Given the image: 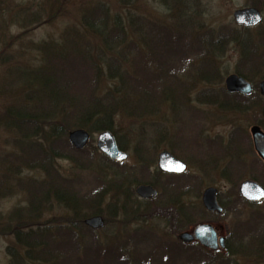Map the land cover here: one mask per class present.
I'll list each match as a JSON object with an SVG mask.
<instances>
[{
    "label": "trees",
    "instance_id": "trees-1",
    "mask_svg": "<svg viewBox=\"0 0 264 264\" xmlns=\"http://www.w3.org/2000/svg\"><path fill=\"white\" fill-rule=\"evenodd\" d=\"M189 2L190 0H164L163 4L172 13V16L164 21L151 20L131 12L123 13L125 12L123 9L113 12L108 4L96 3L81 14L84 32L92 33L101 41L99 46H91V49L94 48L96 51V59L90 56L89 44L81 42L79 46L71 32L70 35H66L69 40L64 45L48 43L47 46H41L39 50L45 55H42L43 65L26 71L12 70L9 82L18 84L23 94V102L20 103L18 100L17 104L12 103L6 106L0 114V122H4L5 125L22 133L24 138H30L32 141L22 145L20 149L23 155L20 158L17 157V160L24 163L27 168L50 172L52 161H55V157L59 155V149L55 144L65 139V133L70 128L84 129L90 134L110 131L114 135V117H117L119 112L132 118H141L157 113L164 105L169 109L173 118L168 128L166 125L157 127L154 134H159L160 138L169 136L170 151L173 156L183 159L182 161H194L204 174L222 164L227 175L232 179H237L248 166L243 161V154L250 152V141L245 138L240 139L239 136L243 134L242 132L239 134L236 127L231 130L225 142L212 138L202 140L200 135L204 131L203 126L198 123L199 120L198 122L192 120V118L197 119L198 115L194 114H200V112L194 104L187 101V97L196 83H208L211 82L210 78L217 77L215 59L219 56L218 51L222 49L221 44L224 48V42L234 41L240 55L234 74L251 83L254 93L250 96H243L228 94L223 87L219 90L208 88L197 91L194 103L199 101L202 105L213 106L220 112L225 111L229 114L253 113L257 115L258 112L260 118H264L263 98L259 96L258 87L253 83L256 73L264 67V36L260 33L255 39L256 36L246 32L238 40L234 38L232 30L227 31L225 28L208 29L203 33H198L187 13ZM57 47L61 48L60 51ZM49 57H51L50 60H48ZM77 64L80 67H77ZM60 65L63 66V70L59 68ZM78 68L86 72V82L82 88H80ZM102 70H104L103 75H101ZM104 80L108 82L105 88L102 85ZM187 82H190V86ZM3 88L7 89L4 84ZM3 88H1L2 91H4ZM95 92L98 94H94ZM260 118L255 119V125L252 126L262 129ZM198 119H200L199 116ZM184 120L192 123L189 135L193 141L191 144L194 147L191 150L194 152L193 155L185 149L186 144L175 137L178 132L179 135L182 134V129L179 127L182 126ZM45 127H51L50 132H44ZM157 140L159 139L156 138ZM116 141L122 150L118 138ZM202 145L207 147L209 153L197 155ZM68 148L71 149V146L69 145ZM151 149L153 150L137 145L135 153L139 159L152 161L155 157V148ZM228 149L235 154L227 153ZM40 156L46 158L45 165L38 160ZM7 158L13 159L15 155ZM254 161L259 162L256 159L248 161L250 167ZM85 165L90 166L89 161ZM161 177L163 176L159 172L156 177H145L153 187L159 186L163 189L161 196L160 193L157 194L155 200L165 196L173 197L175 192H172V189H175L177 184H179L177 189L183 192L192 189L197 193L202 184L200 176L194 177L195 182L193 183L184 181L182 186L181 182L186 175L184 178L183 176H171L166 183H162ZM249 177L258 182L259 178L255 174L251 173ZM53 178L52 181L57 185L56 195L59 198L65 195L72 214L76 218L80 217L76 219L79 225L75 224V218L72 219V217L56 222L55 226L52 223L42 224L38 221L18 222L10 230L14 233L15 240L14 244L12 243L11 247L7 248L9 264H83L85 261L89 264H99L102 261L106 262L103 264H144L147 262L140 260L138 256L135 257L138 254L133 257L134 263H131L128 255L121 259L119 257L120 253L127 249L132 254L136 253L140 243L138 241L143 238L138 235L136 228L131 234L126 235L127 238L123 241V245L116 247L107 242L104 247H101L96 234L94 235L92 230L83 226L82 218L85 219V213L82 215L83 210L91 216L101 215L99 203L108 191L106 187L98 188L90 198H85L74 189V183L60 181L54 176ZM45 182L39 186L37 184L28 186V188L32 187L28 191L35 194L41 188L45 193L43 194L46 195L50 189L47 186V179ZM219 202H221L220 199ZM141 203L145 204L146 211L147 206L150 207L148 215L159 217L166 215L164 220L171 230L182 231L184 226L188 227L200 220L197 217L192 218V214L187 213L185 220H182L181 215L176 224L171 202ZM220 205L224 209L223 213L221 215L211 214L213 217L225 214L224 205L222 203ZM250 205L254 207L257 204ZM38 207H32L31 210L36 213L39 211ZM159 212L163 214L159 215ZM197 215L202 216L206 213L201 211ZM260 216L253 210L247 220L233 224L232 232L235 231L238 235L227 236L224 255L218 256L217 252L211 253L198 245L191 244L182 252L186 254V261L188 262L190 258L191 264H232V262L236 264L232 257L245 253L250 247L254 246L260 252L259 248L264 245V228L253 222ZM81 228H85L89 235L82 237V246L86 244L84 249L76 243L79 235L74 233V230H81ZM240 237L249 238L245 243H238V247L234 249L233 240L241 239ZM117 239L115 236L114 242H117ZM169 244L163 239L158 241L159 247L165 249L164 255L162 254L164 260L158 263L172 264L181 254L182 249L176 250L173 247L177 244H171L172 246ZM174 251H177L178 255L172 254ZM181 256L184 255L181 254Z\"/></svg>",
    "mask_w": 264,
    "mask_h": 264
},
{
    "label": "rangeland",
    "instance_id": "rangeland-1",
    "mask_svg": "<svg viewBox=\"0 0 264 264\" xmlns=\"http://www.w3.org/2000/svg\"><path fill=\"white\" fill-rule=\"evenodd\" d=\"M100 2L108 4L113 12L123 9L125 11L123 13L131 12L143 15L151 20L164 21L168 20L167 17L172 16V13L163 4L164 0H0V114L6 106L18 102V100L20 103L23 102V94L20 92L18 84L9 82V79L11 78L12 70L18 71L17 69H23L26 71L44 64L42 59L44 60L43 56L45 55L39 50L41 46H47L48 43H57L60 46L64 45L69 40L66 35L68 36L72 32L79 46L81 42L89 44L90 56L92 59H96V51L94 48L91 49V46H99L101 41L92 33L84 32L81 14L85 9ZM188 5L189 10L187 13L192 19L193 26L198 33H203L208 29L225 28L227 31L232 30L234 38H238V40L246 32L256 36L255 39H257V35L260 33L264 36V0H190ZM248 7L256 8L260 12L262 19L257 25L243 29L244 27L237 26L234 23L232 14L238 9ZM224 43V48H226L224 49L223 44H221L222 49L218 51L217 54L219 56L215 59L218 70L217 77L210 78L211 82L208 83H196L192 87L193 89L190 90L187 101L194 104L200 112V114H194L198 115L200 119L197 116V119L192 118V120L194 122H198L199 120L200 122L198 123L203 126L204 131L200 135L202 140L212 138L225 142L231 130L236 127L239 134L241 132L243 134V136H239L240 139L245 138L250 141L251 149L250 152L243 154V161L248 166L246 170L244 169L239 174L237 179L229 177L222 164L204 174L198 169L194 161L189 160L187 162L184 160L187 164V169L183 174L177 175L183 176V178L186 175L185 179L181 182V186L182 184L184 185V181L187 180L193 183L195 182L194 177L200 176L202 180L200 190L198 193L192 189L183 192L177 189L179 187V184H177L175 185V189H172V192H175L173 197L165 196L159 200L176 201L171 202L176 224L180 220L181 215L182 220H185L187 213L192 214V218L197 217V219H200L199 221L197 220L198 222L196 221L197 223H192L193 225L188 227L184 226L182 231L171 230L169 224L164 220V216L166 215L163 217L148 215L150 207L147 206L146 211L145 204L138 201L139 198L135 193L138 185L150 184L149 180L145 179V177H156L158 172L156 168L158 153L163 150L171 152L169 136H167L168 138H160L159 134H154L157 127L166 125V128H168L169 122L173 118L169 109L164 107V105L160 107L157 113H152L141 118H132L120 112L117 117H114V136L118 138L122 150L128 154V158L126 161L120 163V166H117V163L111 164L108 162L95 149V139L98 133H91V141L84 150L78 152L73 149L67 139L68 133L74 130L70 128L65 133V139L55 144L59 149V155L55 157V161H52V170L50 172L27 168L24 163L17 160V157L20 158L23 155V151H21L22 145L24 143L29 144L32 141H30V138H24L22 133L5 125L4 122H0V264H9L7 248L11 247V244H14L15 240V235L10 230L18 222L38 221V223L42 224L52 223L55 226L56 222H61L70 217L72 219L75 218V221L76 219H80V217L76 218L72 214L65 195L60 198L56 195L55 190L57 189V185L52 181L54 179L53 176L57 179L59 178L60 181L74 183V189L79 192L80 196L85 198H90L92 193L102 186L106 187V190L108 189L102 202L99 203L101 205L100 216L105 220L104 227L93 231L84 224L83 226L92 230L94 235L96 234L101 247H104L107 242L111 246L114 245L116 247L123 245V241L127 238L126 235L131 234L133 229L136 228L135 230L139 233L138 235L143 236L138 241L140 243L136 253L132 254L127 249L119 255L120 259L128 255L131 263H134L133 257L135 254H138L135 257L138 256L141 258L140 260L147 261L144 264H160L158 263L160 260V262H163L164 256L162 257V254L165 253V249L158 245V241L163 239L167 244L170 243L169 245L177 244V246H173L176 250L182 249L180 253L184 256L179 254L172 264H191V259L189 258L187 262L185 259L186 254L182 253L190 244L180 242L178 237L187 231L191 232L200 223L211 224L220 236H236L238 234L235 231L234 233L232 232L233 224L237 221L247 220L249 214L254 210V212H258L261 216L253 222L264 228V200L253 207V205L248 204L240 198L238 194L239 184L244 180H252L249 177L251 173L259 178V185L264 187V164L254 152L250 135V127L255 125V119L260 118L259 113L257 112V115L253 113L242 115L229 114L225 111L220 112L216 107L202 105V102L199 101H197L199 103H194L197 91L199 92L208 88L214 90H219L220 87L224 88V79L228 75L234 74L238 67L240 55L236 42L228 40ZM77 67L80 66L77 64ZM59 68L63 70V66L60 65ZM77 71L80 76V88H82L86 82V72H82L79 68ZM103 74L104 70L101 72V75ZM263 77L264 67L256 73L253 83L258 87ZM187 83L189 85L190 82ZM3 84L7 88L6 90H4ZM107 84V80L102 82L104 88ZM94 94L97 95L98 92ZM260 120L263 127L262 130L264 131V118L261 117ZM181 125L179 128L182 129V134L179 135L178 132L175 137L177 140L185 143V149L193 155L194 152L191 151L194 149L191 145L193 141L189 135L192 123L184 120ZM50 130L51 127H45L43 131L48 133ZM156 138L159 140L156 141ZM68 144L71 146V149L68 148ZM137 145H141L151 151L153 150L151 148L154 147V159L152 161L150 159H139L137 153H135ZM198 151L197 155L209 153L205 145H202ZM226 152L231 155L235 154L230 149ZM13 154L15 158H7ZM253 159L259 162L254 161L252 167H250L248 161L251 162ZM38 160L41 164L45 165V157L40 156ZM87 161H89L90 166L85 165ZM162 176L160 178L162 183H166L171 177L169 175ZM46 179L48 184L46 185L50 189L49 193L44 195L45 193L41 188L35 194L28 191L32 188H28V186H32V184L39 186V184L46 183ZM119 183L121 184L119 185ZM62 184L64 183L62 182ZM207 187L217 189L218 200L220 199V203L225 208L224 215L213 217L211 213L204 210L201 203V195ZM154 188L161 196L163 189L159 186ZM37 206H39V211L35 213L31 208ZM201 211H204L206 215H197ZM84 213V218L91 216L83 210L82 215ZM162 214V212H159V215ZM83 220L82 218V223ZM211 220L213 221L211 222ZM75 224L79 225V222L76 221ZM76 227L78 228V226ZM85 228L74 230V233L79 235L76 243L81 246L83 243L82 237L89 236ZM115 236L118 238L117 242H114ZM248 238H235L233 240L234 249L238 247V243L247 242ZM85 245L82 246V249H84ZM259 249L260 252L258 248L252 246L245 253L233 256L232 260L236 264H264V245ZM175 253L177 254V251L172 252V254ZM217 253H219L218 256L224 255V251ZM257 253L258 255H256ZM103 263L106 262H99V264ZM83 264H89V262L85 261Z\"/></svg>",
    "mask_w": 264,
    "mask_h": 264
},
{
    "label": "water",
    "instance_id": "water-1",
    "mask_svg": "<svg viewBox=\"0 0 264 264\" xmlns=\"http://www.w3.org/2000/svg\"><path fill=\"white\" fill-rule=\"evenodd\" d=\"M232 17L238 26L251 27L261 21L260 12L252 7L238 9L232 14ZM224 87L228 93H241L249 96L253 92L251 84L235 74H230L225 78ZM258 90L260 96L264 97V77L258 85ZM250 134L254 151L264 163V132L254 126L250 129ZM67 138L74 149L82 150L89 141V134L83 129H77L70 132ZM95 147L102 155L112 161L123 162L127 159V154L117 148L114 137L108 131L97 135ZM157 168L164 173L179 175L185 172L186 165L164 151L158 155ZM135 193L141 199H152L156 196V190L150 185H139ZM238 193L241 198L248 202L264 200V188L254 181L245 180L240 183ZM201 203L207 212L221 214L223 211L217 202V190L214 187H207L202 192ZM84 224L90 229L97 230L104 226V220L100 216H94L84 220ZM178 239L183 243L197 241L203 248L212 251L225 247V239L218 238L210 224H199L191 233L180 234Z\"/></svg>",
    "mask_w": 264,
    "mask_h": 264
},
{
    "label": "flooded vegetation",
    "instance_id": "flooded-vegetation-1",
    "mask_svg": "<svg viewBox=\"0 0 264 264\" xmlns=\"http://www.w3.org/2000/svg\"><path fill=\"white\" fill-rule=\"evenodd\" d=\"M162 175H166V174H164V173H161ZM169 176H173V175H169ZM138 201L139 202H176V201H173V200H155V199H138ZM218 201V200H217ZM224 238H225V246H226V244H227V236H224Z\"/></svg>",
    "mask_w": 264,
    "mask_h": 264
},
{
    "label": "bare ground",
    "instance_id": "bare-ground-1",
    "mask_svg": "<svg viewBox=\"0 0 264 264\" xmlns=\"http://www.w3.org/2000/svg\"><path fill=\"white\" fill-rule=\"evenodd\" d=\"M260 96V95H259ZM260 97H262V96H260ZM263 98V97H262Z\"/></svg>",
    "mask_w": 264,
    "mask_h": 264
}]
</instances>
